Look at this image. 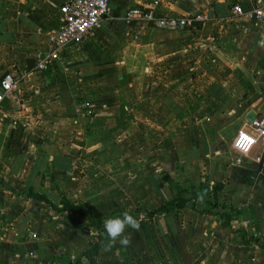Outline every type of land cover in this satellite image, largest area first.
<instances>
[{"label":"crops","instance_id":"crops-1","mask_svg":"<svg viewBox=\"0 0 264 264\" xmlns=\"http://www.w3.org/2000/svg\"><path fill=\"white\" fill-rule=\"evenodd\" d=\"M68 1L0 0V79L20 80L0 110V264L84 259L94 225L61 213L64 198L102 220L134 216L189 200L203 178L224 184L233 227L261 245H244L198 198L152 222L140 214L129 245L108 241L97 264H264V144L234 147L248 114H264V20L232 14L252 1L162 0L161 15L205 17L171 30L126 23L148 0H109L93 34L37 70Z\"/></svg>","mask_w":264,"mask_h":264},{"label":"built area","instance_id":"built-area-1","mask_svg":"<svg viewBox=\"0 0 264 264\" xmlns=\"http://www.w3.org/2000/svg\"><path fill=\"white\" fill-rule=\"evenodd\" d=\"M254 8L245 11L240 4L232 9L233 16H249L264 20V0H251ZM162 0H148L145 4L130 9L125 20L133 25L144 20L164 29L191 28L197 21L205 20L201 14L191 17L161 15ZM109 0H69L61 6V23L59 29L51 36V49L40 60L37 70H47L61 58L65 47L81 42L98 29L109 14ZM20 80L11 72L5 73L0 79V110L6 99L13 98L19 88ZM18 122L15 121V125ZM259 142L264 144V114L257 115L253 122H246L234 139L235 149L245 155L251 152Z\"/></svg>","mask_w":264,"mask_h":264},{"label":"trees","instance_id":"trees-1","mask_svg":"<svg viewBox=\"0 0 264 264\" xmlns=\"http://www.w3.org/2000/svg\"><path fill=\"white\" fill-rule=\"evenodd\" d=\"M224 189V184L221 182H216L212 186L209 184L207 178H203L201 183L190 190L192 197L187 200L182 197H176L172 200L164 202L158 208L149 210L147 208H138L137 215H134L137 219L140 218V214L144 213L145 218L152 222L154 217L161 214L167 213H178L181 209H184L188 203L193 201L192 207L195 209V202L198 198H206V208L203 213L209 215H216L223 219V226L230 228L234 233L238 234L239 239L244 245H261V239L254 235L249 234L245 229L234 228L233 223L239 212L236 208H227L220 204L219 193ZM185 189H179V192H183ZM40 200L44 198L42 196H36ZM61 213L67 211H75L82 216L88 217L94 225L95 235L90 240L89 247L85 251L84 259L80 261H74L71 264H97L98 255L100 250L108 243V239L105 236L103 230L104 220L100 219L94 215L87 204L84 203H74L70 200L64 198L62 201V207L60 208ZM112 215H122V213H113ZM264 249V245L262 247Z\"/></svg>","mask_w":264,"mask_h":264},{"label":"clouds","instance_id":"clouds-1","mask_svg":"<svg viewBox=\"0 0 264 264\" xmlns=\"http://www.w3.org/2000/svg\"><path fill=\"white\" fill-rule=\"evenodd\" d=\"M141 224L139 220L127 212L122 215H110L104 219L103 230L109 240L106 250H111L117 242L121 246H128L130 240L124 235L127 229L139 231ZM75 259V257H73Z\"/></svg>","mask_w":264,"mask_h":264},{"label":"water","instance_id":"water-1","mask_svg":"<svg viewBox=\"0 0 264 264\" xmlns=\"http://www.w3.org/2000/svg\"><path fill=\"white\" fill-rule=\"evenodd\" d=\"M257 117V114L255 112H250L247 116V120L249 122H253V120Z\"/></svg>","mask_w":264,"mask_h":264}]
</instances>
